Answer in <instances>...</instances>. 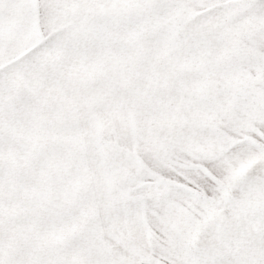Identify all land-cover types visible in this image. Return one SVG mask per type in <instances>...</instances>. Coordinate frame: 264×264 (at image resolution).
Returning <instances> with one entry per match:
<instances>
[{
  "label": "snow or ice",
  "instance_id": "snow-or-ice-1",
  "mask_svg": "<svg viewBox=\"0 0 264 264\" xmlns=\"http://www.w3.org/2000/svg\"><path fill=\"white\" fill-rule=\"evenodd\" d=\"M0 264H264V0H0Z\"/></svg>",
  "mask_w": 264,
  "mask_h": 264
}]
</instances>
